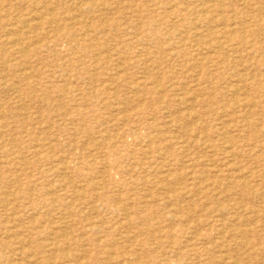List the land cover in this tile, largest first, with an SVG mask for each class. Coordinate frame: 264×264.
<instances>
[{"label":"rangeland","instance_id":"obj_1","mask_svg":"<svg viewBox=\"0 0 264 264\" xmlns=\"http://www.w3.org/2000/svg\"><path fill=\"white\" fill-rule=\"evenodd\" d=\"M0 264H264V0H0Z\"/></svg>","mask_w":264,"mask_h":264}]
</instances>
